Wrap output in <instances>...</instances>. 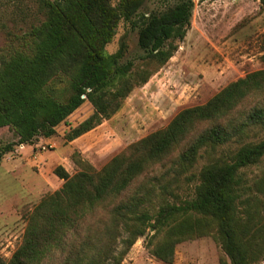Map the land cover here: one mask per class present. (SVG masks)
Returning <instances> with one entry per match:
<instances>
[{
	"label": "trees",
	"instance_id": "16d2710c",
	"mask_svg": "<svg viewBox=\"0 0 264 264\" xmlns=\"http://www.w3.org/2000/svg\"><path fill=\"white\" fill-rule=\"evenodd\" d=\"M146 1L38 0L44 20L0 49V128L17 136L0 146V165L16 146L55 135L86 101L93 113L65 138L94 129L167 63L191 27L195 2L179 0L139 19ZM121 21H137V60L123 61L124 41L107 50ZM201 158L189 176L197 180L191 197L166 198L163 191L178 198L170 182L158 193L161 178L192 171ZM263 160L264 68L181 109L100 169L80 158L74 174L58 165L62 187L28 214L23 240L4 264H122L142 237L170 264L177 244L207 235L230 264H256L264 258V169L251 176L249 169Z\"/></svg>",
	"mask_w": 264,
	"mask_h": 264
},
{
	"label": "rangeland",
	"instance_id": "374dc122",
	"mask_svg": "<svg viewBox=\"0 0 264 264\" xmlns=\"http://www.w3.org/2000/svg\"><path fill=\"white\" fill-rule=\"evenodd\" d=\"M179 0H147L141 14L159 12ZM191 27L178 50L147 83L136 87L121 108L110 118L82 136L67 141L66 132L88 118L94 111L86 101L57 127L51 139L38 138L35 144L19 145L8 152L0 165V264H4L21 244L28 214L47 194L60 189L64 180L54 169L63 165L71 174L81 166L78 158L96 169L102 168L130 144L165 127L183 108L205 103L230 82L248 72L264 68V9L260 0H194ZM44 20L38 0H0V49L7 48L33 25ZM121 21L117 34L107 46L115 52L122 41L127 44L123 61L137 60L142 54L138 45L139 26ZM17 136L9 127L0 128V146L13 143ZM206 159L201 158L189 172L161 178L170 182L163 195L169 200L191 197L198 172ZM259 167L249 174L261 173ZM154 174L150 170V176ZM152 179L150 180V182ZM158 202V199L155 201ZM151 228L149 233L153 234ZM120 240V238H119ZM119 245V249L121 248ZM122 264H169L157 258L139 238ZM170 264H230L220 244L207 235L183 241L176 246ZM256 264H264V258Z\"/></svg>",
	"mask_w": 264,
	"mask_h": 264
},
{
	"label": "crops",
	"instance_id": "0c3cea01",
	"mask_svg": "<svg viewBox=\"0 0 264 264\" xmlns=\"http://www.w3.org/2000/svg\"><path fill=\"white\" fill-rule=\"evenodd\" d=\"M41 138H43V137H41ZM46 139H51V137H49V138H46ZM22 146L26 147V145H22Z\"/></svg>",
	"mask_w": 264,
	"mask_h": 264
}]
</instances>
